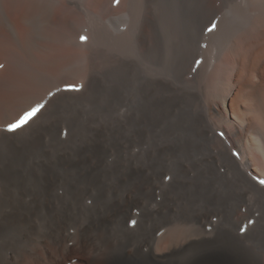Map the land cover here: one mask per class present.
Listing matches in <instances>:
<instances>
[{
  "label": "bare ground",
  "instance_id": "1",
  "mask_svg": "<svg viewBox=\"0 0 264 264\" xmlns=\"http://www.w3.org/2000/svg\"><path fill=\"white\" fill-rule=\"evenodd\" d=\"M2 1L0 32H6L13 44L17 45L18 60L22 54L26 62L43 65L50 86L58 74L64 77L71 67L77 69L82 60L86 65H95L101 57L112 59L117 44L129 45L136 57L144 58L154 44H158L157 24L164 15L163 10H167H158L161 15L153 8L154 0H123L127 10L122 13L119 24H113V15L106 19L116 32L111 31L110 35H105L102 30L95 29L84 52L73 53L74 48L70 49L63 43L83 48L85 45L75 42L69 33L76 12L74 6H69L71 0H53L50 3L45 0L9 2L11 7L17 5L18 27L6 13V9H11L8 3L5 5L4 1L2 5ZM102 1L80 0L77 7L95 20L99 19L95 8ZM177 1L179 14L175 24L179 26V38L192 42L190 59L182 50L176 60V66L181 65V70L170 74L172 77H148L143 72L141 95L137 94L134 100L135 103L142 99L144 101L141 118L137 119L136 115L134 119L131 117L133 130L128 141L137 143L136 140H140L141 136L145 139L146 132L154 140L161 141L147 149L141 161L140 154L132 157L129 177L136 183V189L144 186L152 190L164 184L166 173L172 172L168 168L170 155L177 151L195 149L205 152L201 159L205 168L199 167L198 171L200 175L209 174L207 179L211 184H208L212 185L213 191L225 193L226 189L231 188L235 192L233 196L239 209L251 211L259 200L264 199V184L261 183L264 181V0ZM36 15L37 18L34 17ZM57 17L61 18L66 30L53 32L47 28ZM125 21L128 22V28L124 30L120 26ZM101 45H105L103 51L100 50ZM51 52L54 55L43 59L44 55ZM129 65L134 75L139 67L134 60ZM6 69L5 73L8 71ZM18 74H21L20 70ZM187 76L189 79L186 80ZM30 92L15 95L5 102L6 107L2 113L4 122L12 118L10 115L14 111L9 115L10 109L16 108L15 111L22 112L31 107L30 104L38 94ZM62 95L56 94L50 100L55 109L62 106ZM179 111L180 115L176 117ZM60 121L58 117L44 122L33 118L14 131L0 128V142L6 146H18L27 139L26 144L45 153L46 150L43 151L41 146L45 142L44 138L53 136L57 152L66 141ZM137 121L142 124V133L136 129ZM115 131L109 133L108 139L107 133L94 127H88L81 134L73 133L72 136L80 143L76 151L79 155L77 162H66L65 156L58 154L56 163H62V167H78L76 173L79 178L73 187L71 184L76 199L90 191L94 170L106 150L107 141L110 140L112 146L121 152L123 135ZM178 166L186 168L183 163ZM10 171L8 162L6 168H0L1 188L8 189ZM37 182L41 186L38 191L46 197L58 186L57 175L48 178L47 169L43 174L40 173ZM216 183L220 184L219 188ZM130 192H133L131 196L112 202L108 208V205L102 206L104 210L107 208L106 212L97 211L92 225L80 227L76 233L71 230L72 225H76L72 221L76 219L74 215L69 216L62 210L59 216H53L43 235L46 238L43 241V253L34 252V257L44 261V264H63L66 258L78 253L80 257L86 255V264H131L128 259L131 251L124 248L120 254H115L110 248L111 239L103 238V231L108 229L115 216L126 218L133 207L141 205L140 192ZM166 197L172 200L169 192ZM38 201L37 197L34 202ZM211 209L209 206L190 213L180 212L181 217L195 221L198 225L187 236L173 231L163 237L161 221L154 222L150 235H157L158 238L153 241V247L143 239L135 248L143 264H172L175 257L182 253L196 254L184 264H258L246 254L203 251L209 250L206 247L211 243L210 235L213 233L222 231L238 235L247 234L251 230L246 224L240 225V219L230 227L217 225L218 217H224L227 213ZM160 210L162 214L163 207ZM162 242L168 243L169 252L159 251ZM143 245L147 247L144 251ZM6 264L17 263L13 261ZM173 264L178 263L175 261Z\"/></svg>",
  "mask_w": 264,
  "mask_h": 264
},
{
  "label": "rangeland",
  "instance_id": "2",
  "mask_svg": "<svg viewBox=\"0 0 264 264\" xmlns=\"http://www.w3.org/2000/svg\"><path fill=\"white\" fill-rule=\"evenodd\" d=\"M4 1L6 3L4 4L8 3L9 6V2L13 0H3L2 5ZM45 1L50 3L53 0ZM79 1L71 0L72 4H69L76 8L69 33L75 42H81L85 46L83 48L72 43H63L70 49L74 48L73 53L84 52L91 42V34L95 29L102 30L105 35H110L111 31L115 33L114 27L106 19L113 15V24H119L122 13L127 10L123 0H119V3L115 0H103L95 8L99 19L94 20L77 7ZM153 5L157 11L167 8L168 12L163 10L164 15L157 24L158 44H154L147 56L136 57L129 45L117 44L114 47L116 54L112 59L101 57L95 65H86L82 60L77 69L71 67L64 77L58 74L51 86L43 65L26 62L22 54L19 55L18 60L17 45L13 44L6 32H0V121L3 122H0V128H8V124L15 123L24 112H17L16 108L10 109L9 115L14 111L10 115L12 118L4 122L2 113L6 107L5 102L7 103V100L15 95H24L25 92L32 90L38 95L30 104L31 107L26 110L37 104L43 105L32 119L44 122L60 118L61 131L65 133L66 140L56 152V140L54 141L53 136L52 138L46 136L45 142L41 145L43 151L46 150L45 153L26 144L27 139L18 146H6L0 142V168H6L8 162L12 170L9 173L11 180L8 189L0 186V264L13 261L17 264H44V261L34 257V252L43 253V241L46 240L43 235L48 230L53 216H59L62 210H65L69 216L74 215L76 219L72 221L76 225H72L71 230L76 233L78 228L92 225L97 211L106 212L112 202L131 196L132 190L140 192L141 205L133 207L126 218L115 216L108 229L103 231V238L109 237L112 241L110 248L113 253L120 254L124 248L131 251V255L128 256L131 264L144 263L141 256L135 252L140 240L146 239L150 247H153V241L158 238L157 235L155 237L150 235L154 222L161 221L163 237L173 231L187 236L198 225L195 221L181 217L180 212L190 213L209 206L212 207L211 210L220 209L227 213L224 217H218L217 225L230 227L236 225L240 219V225L246 224L251 230L247 234L238 235H230L222 231L213 233L210 235L211 243L206 247L209 250L203 251L217 250L231 255L246 254L256 263L264 264V199L259 200L253 210L244 211L242 208L239 209L237 200L233 196L235 192L231 188L226 189L225 193L214 192L207 179L209 174L200 175L198 171L199 167L205 168L204 163L201 162L205 152L202 154L195 149H187L170 155L168 168L172 172L166 173L164 184L152 190L144 186L136 189V183L129 177L131 175L129 162L132 157L140 154L141 161L147 149L153 148L155 143L161 141L154 140L147 132L145 139L141 136L140 140H136L137 143L128 141L133 130L131 117L133 116L134 119L136 115L137 119L141 118L144 101L142 99L135 103L134 100L137 94L141 95L143 72L148 77H172L170 74L173 75L181 70V65L176 66L179 53L183 50L189 59L191 54L192 42L179 38V26L175 24V18H178L179 14L178 1L154 0ZM9 7L11 9L5 7L6 13L18 27L17 5ZM158 12L162 15L161 11ZM47 28L52 29L53 32L66 30L60 17L49 23ZM120 28L127 29L128 22L125 21ZM82 36L86 37V40L82 41L80 39ZM103 48L105 49V45H101L100 50L103 51ZM48 55L52 56L54 52L44 55L43 59L48 58ZM132 60L139 67L134 75L129 65ZM184 64L185 60L183 66ZM4 68L8 70L6 73ZM18 70L21 72L20 75ZM32 91L30 93H33ZM62 93V106L55 109L50 100L54 95ZM180 111L176 117L180 115ZM88 127L101 129L107 133V139L112 130L118 131L123 135V147L119 152L112 146L110 140L107 141L106 150L94 170L93 183L89 185L90 191L81 198L79 195L76 199L72 187L79 178L76 173L78 167L64 168L62 163L56 162L59 153L65 156L66 162L78 161L79 155L76 151L80 143L72 135L84 133ZM136 129L141 133L143 131L142 124L138 121ZM182 163L186 168L178 166ZM46 169L48 178L57 175L58 180V186L49 192L51 194L48 197L38 191V187L41 186L37 182L40 173L43 174ZM216 187L219 188L220 184L216 183ZM168 192L172 200L166 197ZM37 197L39 201L35 203ZM106 205L108 206L104 210L102 206ZM161 207H163L162 214H160ZM195 239L199 240V238ZM146 248L143 245L142 250ZM159 251L169 252L168 243L162 242ZM85 256L74 254L66 258L63 264H86ZM195 256L196 254L193 253H182L175 257L173 263L176 261L178 264H184Z\"/></svg>",
  "mask_w": 264,
  "mask_h": 264
},
{
  "label": "snow or ice",
  "instance_id": "3",
  "mask_svg": "<svg viewBox=\"0 0 264 264\" xmlns=\"http://www.w3.org/2000/svg\"><path fill=\"white\" fill-rule=\"evenodd\" d=\"M116 3H119V0H115ZM215 27V26H213ZM82 41L86 40V37H80ZM43 107L42 104H37L35 107L31 108L30 110H26L23 112V114L19 117V119L15 123H9L8 124V131H14L20 127H22L24 124H26L32 117L35 116V114ZM262 184H264V181H261Z\"/></svg>",
  "mask_w": 264,
  "mask_h": 264
}]
</instances>
